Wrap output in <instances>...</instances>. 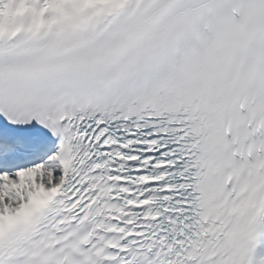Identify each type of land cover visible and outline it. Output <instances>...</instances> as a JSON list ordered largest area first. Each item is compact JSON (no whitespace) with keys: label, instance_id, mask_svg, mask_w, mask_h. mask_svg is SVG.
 <instances>
[{"label":"snow or ice","instance_id":"obj_1","mask_svg":"<svg viewBox=\"0 0 264 264\" xmlns=\"http://www.w3.org/2000/svg\"><path fill=\"white\" fill-rule=\"evenodd\" d=\"M0 264H264V0H0Z\"/></svg>","mask_w":264,"mask_h":264}]
</instances>
